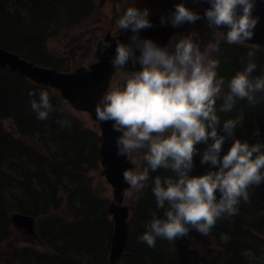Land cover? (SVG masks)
I'll return each mask as SVG.
<instances>
[{
  "label": "clouds",
  "instance_id": "obj_1",
  "mask_svg": "<svg viewBox=\"0 0 264 264\" xmlns=\"http://www.w3.org/2000/svg\"><path fill=\"white\" fill-rule=\"evenodd\" d=\"M257 2L192 0L200 6L197 8L179 0L167 14L161 13L160 25L180 28L203 21L214 38L223 35L228 44L244 45L260 23ZM152 27L148 7H127L116 21L119 33L131 35L127 42L114 38L109 63L120 70V82L110 84L100 95L95 119L100 124L111 123L118 133V157L134 166L139 158L142 170L123 172L128 187L121 196L138 200L151 186L162 215L153 212L146 231L137 239L154 248L158 238L173 243L188 238L195 243L193 231L211 236L219 219L238 214L241 201H249L250 188L264 184V141L240 139L236 135L240 118L222 121L219 115L231 112L239 100L250 106L264 101V75L252 76L257 68L253 59L257 48L248 51L245 67L225 81L218 77V59L212 57L220 51L219 39L201 49L193 28L186 34L174 33L162 46L140 35ZM112 47V41L105 40L100 53ZM27 95L31 111L42 121L50 113L66 111L54 107L44 90H29ZM218 100L222 101L219 108ZM57 123L71 128L66 118ZM253 135L259 136V132ZM197 156L200 165L208 169L202 174H193ZM160 169L173 175L150 177V172ZM221 239L229 237L222 234Z\"/></svg>",
  "mask_w": 264,
  "mask_h": 264
},
{
  "label": "trees",
  "instance_id": "obj_2",
  "mask_svg": "<svg viewBox=\"0 0 264 264\" xmlns=\"http://www.w3.org/2000/svg\"><path fill=\"white\" fill-rule=\"evenodd\" d=\"M140 1H153L159 4L162 10H168V12L173 8L176 2H179V0ZM73 2L75 3H72L71 0L70 2L67 0H36L34 3H31L32 10L27 18L28 20H24L21 17L15 19L11 18V16L6 14V9L0 2V27L5 30L8 38L11 36L13 39H19L20 36L25 35L26 31L28 33L33 31L39 37H46L48 35H54L56 32L67 31L75 27L79 22L78 20L89 17L92 9L96 5L95 0H74ZM54 15L59 16L60 19L57 22L58 24H55L54 29L50 30L46 26L52 21ZM16 28H23L25 30L22 29L21 32H18L19 35H11L12 30L18 31ZM0 42L10 50L20 51V49L14 48L10 41L0 39ZM46 42L47 40H44L42 48L43 44H46ZM251 48H254V46H249V44L246 43L244 45L224 43L220 49H222L223 55L226 58L224 57V60L222 56L217 58L219 61V67L217 69L218 77L227 81L236 71L242 70L247 63V53ZM257 49L256 55L253 58L257 64L256 70L252 73L253 77L264 75V49ZM40 56L38 62H40L41 65L51 66L53 68L58 67V69L62 70V67L59 68V66L52 64L55 57H53L49 51H44V54ZM27 58L31 61L35 60L29 57ZM29 90H44L48 92L50 102L54 107H64L66 111L63 114L58 111L50 113L47 120L42 121L38 119L36 113L30 109L29 101L31 98L27 95ZM54 90L49 86L43 87L32 83L28 78L20 76L18 73L10 71L9 69L0 67V200L5 201L6 197H9V203L6 204L8 206L0 212V226L2 228H11L10 232L0 237V240L4 238L7 239L13 233L10 222L11 211H20L34 216L40 215L42 211H44L43 209L51 206L48 197L53 199V205L55 207L62 206V199L66 192L65 189L61 190V188L56 186L53 187L51 193L47 188H45L43 193L38 190L37 185H40V187L41 185L46 186L47 180L50 179L48 177L49 173L46 171L45 160L41 156L42 154L36 152L31 144H25V141L34 140L38 143V146L43 147L44 150L45 147L48 146V132L59 128L60 125L57 123L58 120L71 117V113H69L71 109L65 105L64 99L62 96H59L60 94L57 93L58 91ZM220 103H222V101L218 100L217 108H219ZM219 115L222 121L228 118H240L241 124L236 130V135L240 139L248 140L249 143H254L257 140L264 141V101H261L256 106H250L246 100H239L231 112L219 113ZM7 119L14 122L15 128L13 131L6 129L4 120ZM68 120L71 121V119ZM76 128L77 133L80 132L79 136H77L76 130H74L71 134L72 138L70 139L68 136L67 138L69 140L66 139L67 143L62 142L63 146L60 144L61 138L55 141L58 148L61 149L62 154H64L63 157H65L68 152L71 155L78 154L79 152L76 153V151H72L73 145L79 144L82 146L83 144L80 139L86 136L88 137V131L80 129L77 126ZM255 131L259 132V136L253 135ZM15 134H18L19 137ZM39 138H43L44 145L43 143H39ZM89 138L92 140L93 137ZM64 140L65 139H63V141ZM99 141L100 138L94 136V149L98 147ZM230 143L231 141L225 143V151L230 147ZM83 152L79 154H83ZM195 163L196 167L193 174H202L208 170L207 167H202L200 165L199 156L195 158ZM24 166L28 169L25 170ZM62 168L63 167L59 164L58 171L61 172L60 170H62ZM158 175L165 177L173 174L164 169H160L157 172H150V177L153 179ZM2 178L5 180L3 181ZM6 181L7 184L9 182V185H11L8 190L5 187ZM44 181L45 183H43ZM11 187L13 188L11 189ZM141 196L142 198L135 206V213L132 218L133 222L131 228H129L130 240L124 257L125 262H128V264H147L148 262L146 263L143 261H148L150 257L153 258L152 260L158 259L159 262L157 261V264H257V260L253 258V256H255L253 253H262L261 249L264 247V184L258 187L253 186L249 189V201H241L238 206V214L217 221L215 227L211 230L210 237L214 236L221 239L223 234L227 235L229 239L215 247V249L212 250L214 253H211L210 256H202L198 252L190 250L188 245L191 241L188 238L177 240L174 243L158 238L156 241H162L163 246L156 245L154 248L139 241L137 237L146 231L145 226L147 222L152 219V213L156 212L158 216L162 215V212L158 211L155 207L156 201L150 186L144 189ZM91 197L93 198V196ZM28 199L35 201L39 210H31ZM47 221L48 219H46V222ZM47 224L50 223L47 222ZM70 225L71 224H68L67 226L69 227ZM98 227L100 228L99 224ZM110 228L108 231L109 233ZM103 233L104 232H102V235ZM191 235L195 237L200 234L193 231ZM58 237H63L62 244L65 243L64 246L67 245V248H69V245L65 241L64 234L58 233ZM42 241L48 246V242H46L45 239ZM83 241V238H77L74 242L75 247ZM88 244H90V246L92 244L90 239H88ZM90 246L89 248L92 249ZM246 252H249L251 255H245ZM221 253L225 254L224 258H222L225 262H220L217 258ZM64 254L65 264H81L78 260H70L69 253ZM57 263L58 262H56V264ZM37 264L43 263L39 260Z\"/></svg>",
  "mask_w": 264,
  "mask_h": 264
},
{
  "label": "rangeland",
  "instance_id": "obj_3",
  "mask_svg": "<svg viewBox=\"0 0 264 264\" xmlns=\"http://www.w3.org/2000/svg\"><path fill=\"white\" fill-rule=\"evenodd\" d=\"M185 2L188 7H200L193 5L192 0H185ZM95 3L96 5L92 9L90 16L78 20L79 22L75 25V27L67 31L56 32L54 35H48L45 37L47 42L46 44H43L42 49L43 51H49L52 56L55 57L54 62L52 63L53 65L59 66V68L62 67V70L68 71L80 67V65L89 66L92 62L97 61L96 47L105 34L107 32H111L112 34H123L117 31L116 21L123 15L127 7H148L150 9V19L153 24H157L154 25L155 27L160 26L161 13H168V10H162L159 7V4H156L153 1L95 0ZM22 9H24V7L18 6V11ZM196 31L197 37L195 39L196 42L200 44L201 49H203L208 43H214L216 39H219L220 42L223 41V43H227L222 35L214 38L211 31L206 26ZM187 32V30L182 32L179 31L180 34H186ZM11 35H15L14 31L11 32ZM30 46L32 45L30 44ZM20 52L24 53L32 60L35 59L32 62L40 64V62H38L41 57L39 52H29L25 49H20ZM221 56L224 60L225 56L223 55L222 49H220L219 53L212 54V57L215 59L220 58ZM120 76L121 72L120 70H117L112 84L119 85ZM57 93L59 94V92ZM63 101L66 103L65 105L71 109V112H69L71 113V117H65L66 119H71L70 122L73 130H76L77 133V126L78 128L89 132L88 137L86 136L83 137V139H80L83 144H81L82 146L74 144L72 147V151H76V153L84 152L83 154L78 153L76 155H71L68 152L66 156L63 157L64 154H62L61 149L58 148L56 143L48 141L49 149L51 151L54 149L57 160L55 159V162H50L48 166L45 165L46 171L50 172L48 175L50 179L47 180L46 186L41 185L40 187V185H37V187L38 190L42 191V193L45 191V188H47L51 193V189L55 186L61 188V190L65 189L66 198L68 199V196L70 195V198L74 200L73 206L71 207L75 206L77 209H80L77 210L73 208L74 210H72V208H69V201L68 205H62L60 207H54V205H52L53 208L47 210V212L42 211V214L36 216V219L40 224L39 233L41 234V238L28 237L22 229H18L12 225V235L7 239L4 238L0 240V264H37L39 263V260L42 261L43 264H56V262H58L57 264H65V254L63 249L65 243L62 244L61 242L63 241L58 239L59 229L66 228L61 223L63 221L67 222V224H71L72 221L77 219L84 220L87 218L88 221H90L87 233L82 235L84 241L76 245V247L74 245V247H69L65 250L66 254L69 253L68 255L70 256V260H78L81 264H87L95 257L94 248L88 244V239H96L98 244L105 245L106 236L105 239H103L102 232L98 227V224L103 227H109L110 225V233H113L112 230L114 221L110 215L106 214V207L111 200H114V188L108 182L105 175H102L103 165L98 152L101 140L98 143V147L94 149V136H98L100 138L102 130L100 129L98 122L91 118L88 112L75 110L73 107L68 105L65 100ZM4 122L6 129L13 131L15 128L14 122L9 119L4 120ZM66 129L67 128L59 126V128H56L51 132L49 131L48 134L49 136L58 135L59 133L65 135L67 133L65 132L67 131ZM89 137H93L92 140ZM69 138L71 139L72 136H69ZM30 141L37 146L38 143L36 141ZM43 141V138H39L40 144L43 143ZM62 142L67 143L66 139L63 141V138L60 139L61 145ZM96 152L97 154H95ZM59 164L64 169L63 171L60 170L61 172H58L59 176H57L52 172L56 171ZM26 169L28 168L25 167V170ZM135 170H142L139 158L137 159V166ZM43 183H45V181ZM10 186L9 182L7 184L6 181L5 187L7 190ZM12 188L13 187H11V189ZM91 196L97 197V199L94 197L92 198ZM135 201L137 200H128L126 203L132 206V203ZM28 203L31 206V210H39L37 208V203L32 199H28ZM82 210L83 212H81ZM65 211L72 215H67ZM94 211H97L98 213L96 214ZM13 212L14 211H11L10 215H12ZM77 213H79V215H76ZM59 217L61 218V222ZM46 219H48L47 222L51 223V225H49L50 227L48 228V232H50L51 235L53 234L54 237L52 238L54 239L52 240H49L50 237L46 234L47 225L44 224H47ZM43 239L48 242V246L42 241ZM195 241V243H192L191 241L188 248L198 252L202 256H210L211 253H214L212 250L223 242L222 239L214 236L203 237L201 235L195 236ZM108 244L110 248L109 240ZM59 246L61 247V250L59 249ZM89 246L92 247V249L89 248ZM101 248L102 250L104 249V247ZM108 252L107 250L104 251V253L107 254ZM253 258L257 260V264L264 263V247L262 249V253H255ZM124 263L125 258H122V260H120L117 264Z\"/></svg>",
  "mask_w": 264,
  "mask_h": 264
},
{
  "label": "water",
  "instance_id": "obj_4",
  "mask_svg": "<svg viewBox=\"0 0 264 264\" xmlns=\"http://www.w3.org/2000/svg\"><path fill=\"white\" fill-rule=\"evenodd\" d=\"M203 7H207V4H204ZM256 13L260 16V23L256 28L254 37L246 43L253 42L264 46V0H258ZM203 24V21H198L194 27L197 28ZM187 26L189 25L185 24L180 28H173L160 25L143 30L140 35L151 38L163 46L167 44L174 33L182 31ZM130 35V32L113 35L111 32L106 33L96 48L97 61L91 63L90 66L80 65V67L68 72L42 66L26 58H20L15 52L2 47H0V67L16 71L19 75H24L37 83L56 89L75 110H85L91 118L95 119L96 102L107 87L112 84L114 74L117 72V69H114L109 63L110 56L114 54V38L127 42ZM105 40H111L113 47L101 54L100 48ZM98 124L102 130L103 140L100 147L102 163L105 166L103 175L113 186V194L116 198V202H112L109 206V211L113 214L115 220L110 254V264H112L122 256L130 233L127 222L129 208L122 205L124 198L121 196V192L128 187L123 181V172L125 170H135L136 165L134 166L123 157L116 155L115 139L118 133L112 130L111 123ZM11 220L16 228H25L27 233H33L36 221L34 215L17 212L12 215Z\"/></svg>",
  "mask_w": 264,
  "mask_h": 264
},
{
  "label": "bare ground",
  "instance_id": "obj_5",
  "mask_svg": "<svg viewBox=\"0 0 264 264\" xmlns=\"http://www.w3.org/2000/svg\"><path fill=\"white\" fill-rule=\"evenodd\" d=\"M36 0H0V2L2 3V5H3V7H5V9H6V14L7 15H9V16H11V18H22V19H24V20H28L27 18H28V16L30 15V13H31V10H32V5H31V3L33 2H35ZM67 1H69L70 2V0H67ZM71 2H73L72 0H71ZM18 6H22V7H24V9H22V10H20V11H18ZM22 11V12H21ZM59 19H60V17L59 16H56V15H54V18L52 19V21L51 22H49L48 24H47V28H49L50 30H53L54 29V26H55V24L59 21ZM72 19V18H71ZM58 24V23H57ZM56 24V25H57ZM196 25V24H195ZM205 25L203 24V25H200L199 27H197V28H195L194 27V25H191V30L193 29V28H195L196 30H200V29H202L203 27H204ZM17 27V26H16ZM16 29H18V31H15V30H12V31H14V33L15 34H18V32H21L22 31V29L23 28H16ZM23 30H25V29H23ZM186 29H182V31H185ZM182 31H180V32H182ZM187 31H190V29L189 30H187ZM19 35V34H18ZM35 36V37H34ZM223 36V35H222ZM43 37V36H42ZM41 36L39 37V36H37V34H35L33 31L30 33H28L27 31H26V33H25V35H22V36H20V38L19 39H17V38H15V39H13L11 36H9V38L7 37V35H6V32H5V30H3V28H1L0 27V39H4V40H6V41H10L11 42V44H12V46L14 47V48H16V49H25V50H27V51H35V53L36 52H39V55H43L44 54V51H43V49H42V43L44 42V40H45V37H43L42 38ZM12 40V41H11ZM2 42H0V47H2V48H4V49H7V50H9L10 51V49L9 48H7V46H5L4 44H1ZM30 44L32 45V46H30ZM224 43H223V41L222 42H220V47H222V45H223ZM250 45H252V46H254V48H260V49H264V46H260L259 44H257V43H253V42H251L250 44H249V46ZM11 51L12 52H15L17 55H19L20 56V58H26V56H25V54L24 53H21L20 51H15V50H12L11 49ZM27 59V58H26ZM29 60V59H28ZM31 61V60H30ZM40 65V64H39ZM43 66V65H42ZM56 69V68H55ZM58 69V68H57ZM59 70V69H58ZM74 70V69H73ZM10 71H13V70H10ZM60 71H63V70H60ZM68 71H71V70H68ZM68 71H65V72H68ZM13 72H15V73H17L16 71H13ZM19 75V74H18ZM20 76H24V75H20ZM24 77H26V76H24ZM26 78H28V77H26ZM29 79V78H28ZM32 83H35V84H37V85H41V86H43V87H48L47 85L45 86V85H42V84H40V83H37L36 81H33L32 79H29ZM81 111H83V112H86L85 110H81ZM80 111V112H81ZM94 119V118H93ZM95 120V119H94ZM96 121V120H95ZM97 122V121H96ZM67 130V133L65 134V135H61V134H59V135H51V136H49V138H48V141L49 142H55L57 139H67V140H69L67 137L68 136H71V134L73 133V127H72V124H71V128L70 129H66ZM79 134H80V132H78L77 133V136H79ZM17 137H19V135L18 134H15ZM100 140H101V144H100V146H99V149H98V152H99V155H100V158H101V163H102V155H101V152H100V147H101V145H102V142H103V140H102V134H101V137H100ZM25 144H31L32 145V147H34L35 148V151L36 152H39V154H42L41 156L43 157V159L45 160V165H49V163L50 162H55L56 160H57V156H56V154H55V151H54V149L51 151L50 149H49V143H48V146L47 147H45V149L43 150V147H39L38 146V144H37V146L34 144V143H32L31 141H25ZM95 154H97V152L95 153ZM97 156V155H96ZM56 159V160H55ZM102 165H103V170H102V175H103V171L105 170V166H104V164L102 163ZM64 168H62V170H63ZM59 171H58V168L56 169V171L55 172H52L54 175H59V174H57ZM48 173H50V172H48ZM67 177V176H66ZM3 179V181L5 180L4 178H2ZM151 183V182H150ZM56 187V186H55ZM67 187V186H66ZM151 187V186H150ZM51 191H52V189H51ZM68 191H71V190H68ZM50 195V194H49ZM66 195V194H65ZM94 197V196H93ZM113 197H114V195H113ZM8 196L6 197V199H5V201H2V200H0L1 202H0V212H1V210H3L6 206H8V205H6L7 203H9L8 201ZM94 198H96L97 199V197H94ZM142 198V196H140V198L137 200V201H135L134 203H132V206L131 205H129V204H127L126 202L128 201V200H125L124 199V201L122 202V205L123 206H127L128 208H129V216H128V218H127V222H128V224H129V228H131V224H132V222H133V220H132V218H133V216H134V210H135V206L139 203V201H140V199ZM63 201H62V205H68V202H69V208H72V210H74V209H77L75 206L74 207H71V206H73V202H74V200L73 199H71L70 198V195L68 196V199L66 198V196H64L63 197V199H62ZM48 201L50 202V204H51V206L49 207V208H46V209H44V212L46 211L47 212V210H50L51 208H53V199H50L49 197H48ZM112 202H116V198L114 197V200H111L110 201V203H108V206L106 207V214H108V215H110L111 217H112V220L115 222V220H114V216H113V214H111L110 213V211H109V206H110V204L112 203ZM38 207V206H37ZM55 207V206H54ZM74 208V209H73ZM80 209V208H79ZM79 209H77V210H79ZM17 212H19V213H22V212H20V211H17ZM17 212H15V213H17ZM81 212H83V210L81 211ZM96 214L98 213L97 211H94ZM65 213L67 214V215H72V214H70V213H68V212H66L65 211ZM73 213H74V211H73ZM23 214H25V213H23ZM76 215H79V213H77ZM104 216V215H103ZM60 218V217H59ZM60 222H61V218H60ZM66 228H63V229H59V234H64V238H65V241H66V243L69 245V247H74V242H75V240L77 239V238H82V235L84 234V233H86L87 232V230L89 229V223H90V221H88V219L87 218H85L84 220H82V219H77V220H75V221H72V223H71V225L68 227L67 225V222H61ZM35 227H34V231H33V233H27V231H26V229L25 228H21L23 231H24V233H25V235L26 236H30V237H32V238H36V237H38V238H41V234L39 233V231H40V224L38 223V221L36 220L35 221ZM45 225H47V231H46V234L50 237L49 238V240H52V239H54V238H52V237H54L53 236V234L51 235V233L50 232H48V228L50 227L49 225H51V223L50 224H46V223H44ZM11 225H14L13 224V222L11 221ZM100 225V224H99ZM14 227H16L15 225H14ZM114 227V226H113ZM109 228H110V225H109V227H103V226H101L100 225V229H101V231L102 232H104L103 233V239H105V236H106V242H105V245H100V244H98V242H97V240L96 239H90L91 240V246L94 248V259H92V260H90L87 264H110L111 263V261H110V259H111V248H112V235H113V233L111 234V233H109L108 231H109ZM10 230H11V228L10 227H6V228H2L1 226H0V237H2V236H4V235H6V233H8V232H10ZM113 231V230H112ZM111 234V235H110ZM40 235V236H39ZM58 239H60V241H63V237H58ZM108 240L110 241V248H109V244H108ZM129 240H130V233H129V235H128V237H127V241H126V246H125V248H124V250H123V252H122V256L120 257V258H118L115 262H113L112 264H117L120 260H122V258H124L125 257V255H126V249H127V247H128V245H129ZM88 242V241H87ZM62 243V242H61ZM156 245H160L161 247L163 246V244H162V241H156ZM171 245H173V244H171ZM100 246V247H99ZM101 247H104V249L102 250V248ZM156 247V246H155ZM66 248H67V245L66 246H63V249H64V253H66ZM59 249L61 250V247L59 246ZM108 249H109V252H108ZM107 250V252H108V254L107 253H104V251H106ZM250 250V249H249ZM262 250V249H261ZM247 254H249V252H246ZM107 254V255H106ZM249 255H251V254H249ZM248 255V256H249ZM253 255H255V252L253 253ZM252 255V256H253ZM61 256V255H60ZM224 256H225V254H220L219 256H217V258L220 260V262H225V261H223L222 260V258H224ZM147 257H149V256H147ZM153 258H149V260L147 261V260H145V261H143V262H148L147 264H157V261H158V259L156 260V259H154V260H152ZM155 260H156V262H155ZM159 262V261H158ZM124 264H128V262H125ZM143 264H145V263H143Z\"/></svg>",
  "mask_w": 264,
  "mask_h": 264
},
{
  "label": "flooded vegetation",
  "instance_id": "obj_6",
  "mask_svg": "<svg viewBox=\"0 0 264 264\" xmlns=\"http://www.w3.org/2000/svg\"><path fill=\"white\" fill-rule=\"evenodd\" d=\"M153 25H157V24H153Z\"/></svg>",
  "mask_w": 264,
  "mask_h": 264
}]
</instances>
